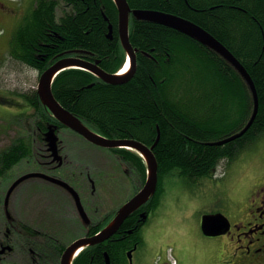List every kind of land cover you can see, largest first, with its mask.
<instances>
[{"label":"trees","instance_id":"trees-1","mask_svg":"<svg viewBox=\"0 0 264 264\" xmlns=\"http://www.w3.org/2000/svg\"><path fill=\"white\" fill-rule=\"evenodd\" d=\"M127 2L129 40L137 59L130 79L109 84L89 71L67 68L55 76L51 90L64 108L106 138L135 139L152 146L159 134L152 150L157 161V188L142 205L153 211L167 176L188 181L211 178L223 159L239 157L264 135V0ZM58 9H63L61 16ZM133 9L164 11L189 20L212 34L240 61L258 97L256 116L241 136L224 144H210L238 132L251 116L253 96L241 73L202 40L136 18ZM117 21L113 0H37L25 23L14 31L11 52L42 72L61 53L77 55L86 51L91 59L100 60L104 70L114 73L125 54ZM108 24L113 27L112 39L107 37ZM28 99L32 109L24 113L25 119L34 120L39 135L50 122L61 125L41 103L37 92ZM112 149L133 168L135 185H142L146 177L143 158L131 149ZM31 152L28 136L16 137L2 148L0 179L22 160H28ZM113 212L83 224L85 232L96 233ZM137 216L136 211L128 216L105 242L85 247L72 264H105V253L109 264H127L129 246L116 237L125 228H132ZM23 232L34 231L25 227ZM30 246L38 250L39 260L30 262L25 256V264H58L65 243L48 237L41 243L32 240Z\"/></svg>","mask_w":264,"mask_h":264},{"label":"flooded vegetation","instance_id":"flooded-vegetation-1","mask_svg":"<svg viewBox=\"0 0 264 264\" xmlns=\"http://www.w3.org/2000/svg\"><path fill=\"white\" fill-rule=\"evenodd\" d=\"M36 1L37 0H0V70L5 65V60H9L10 62L32 68L27 65L22 59H20L18 56H15L11 52L10 40L16 28L19 25H23L25 23V18L30 14L31 9L35 7ZM62 13L63 9H60L59 15L61 16ZM124 53L125 54L123 62L125 61L127 56L125 49ZM66 56L78 57L87 62L95 63L99 68L103 69L100 65V60L97 58L91 59L90 54L86 53V51L80 52V54L77 55H64L63 53H61L57 59ZM122 64L120 65V67L122 66ZM120 67L117 69V71L120 69ZM41 73L42 72H39V74ZM93 75L100 79V77H98L97 75ZM36 92L37 89L26 91L25 89H23V87H20L19 90H13L7 89L6 87H2L0 85V118L8 123V117L10 114L18 116L23 112L25 113L31 111L32 106L28 98L34 95V93ZM49 125H56V133L58 137L60 130H69L76 136L86 141L92 147L110 151L111 155L116 157L117 160L125 163V165L128 166L129 170L133 171V168L130 166V164L127 161L123 160L122 157L119 156V154L115 153L112 148L92 143L84 138L81 134L66 127L62 123L61 125H58L56 123L50 122L46 124V130ZM36 127L37 126L35 125V129ZM37 128L40 130L39 127ZM46 130L42 132V135H39L40 131H36L37 136L35 138H31L30 136H28V140L29 137L31 139V153H37L36 150L38 148V142L41 143L44 146V153L42 155L44 159L40 164L50 171L58 169L61 170L62 166L67 162L66 156L62 151V139L59 137L58 141L59 153L62 156V163L59 165L58 161H53V156L51 155L50 151L47 150V143L44 140V133L46 132ZM92 131L95 132L94 130ZM249 153H255V159H253V157L248 158ZM223 161V171L216 175L214 173L213 177L210 178L211 180L216 182L211 183L212 185L208 188V191H206L205 189L202 191L203 197L207 196L208 194L210 195L209 203L197 209L198 216L195 221V230L194 232L192 231L194 237L192 238L191 236H189L190 233H188L187 240L184 242V246L181 250V259L179 262L176 261V264H264V135L260 137L255 144L243 151L239 157L235 159H223ZM47 170H45V173L48 172ZM48 174L65 180L70 185H72L80 196V200L84 207V210L86 211L89 209V207L87 208V203L89 202L87 201V199L85 202H82V195L79 193V184L80 182H82L81 179L74 177L73 174V176H71L69 179L55 173ZM84 177L87 179L90 185V193L92 195L96 189L95 183L89 175L86 174V176ZM34 178L46 181L45 179L40 177ZM53 185L63 189L57 184ZM142 185L140 186L142 187ZM138 189L139 188L137 186L133 195L138 191ZM63 190L69 196H71L65 189ZM161 193L159 195V203ZM4 198L2 202V211L4 213V217L0 222V248H2L3 246H9L10 249H5V251L0 254V264H25V256L29 258L30 262L38 261V250L30 246V241L33 240L35 242L41 243L48 237H54V240L56 242L60 239L65 243V246L58 258V264H60L61 255L66 246L76 238L67 242L65 236L60 233L59 230L56 232L52 229L53 224L52 226L48 227H39L20 220L16 217V215H13L12 212H10V197L7 203V209L10 215L8 216L6 214V211L4 210ZM111 211H116V209L106 212L99 219L103 218ZM135 211L138 215L135 219L137 222L134 223L132 228H125L121 233V236L116 237L117 240H123L126 242V245L129 246V248L127 249V256L128 251L131 250V258L134 256V253L143 246L145 242V236L142 234V228L148 221L149 215L153 213L154 210L151 211L144 209L141 205ZM114 215L115 212H113L112 216L108 220L110 221ZM206 215H215V222L213 223V227L215 229L213 230L219 229L224 230V232L217 235L205 234L202 229V219ZM164 222L165 221L160 218L151 219L149 233L151 234V237H153L150 240H152V242L155 244L159 243L163 237ZM25 227L31 228L34 232L24 233L23 230ZM135 229L137 231H134ZM83 235L89 234L84 232ZM149 241L147 240L146 243ZM10 256H12V258H10ZM127 264H129V260ZM163 264L168 263L165 262Z\"/></svg>","mask_w":264,"mask_h":264},{"label":"rangeland","instance_id":"rangeland-1","mask_svg":"<svg viewBox=\"0 0 264 264\" xmlns=\"http://www.w3.org/2000/svg\"><path fill=\"white\" fill-rule=\"evenodd\" d=\"M58 9V13H59ZM0 70V85L7 89L26 91L37 88L39 72L27 66L5 60ZM19 116V115H18ZM10 114L8 123L0 118V150L11 143L18 136L35 138L37 132L33 119H25L24 112L21 118ZM18 117V118H17ZM29 140L31 142V139ZM62 151L67 162L61 170H47L40 163L43 161L44 146L38 142L37 153L15 165L5 177L0 179V222L4 217L2 202L9 185L24 173L38 169L47 170L69 179L71 176L82 180L79 184L82 202L87 203V211L91 220L97 221L106 212L114 210L129 199L136 187L135 173L129 170L110 151L96 149L69 130H60ZM37 143V142H36ZM248 158L255 159V153H249ZM222 161L217 174L223 171ZM45 169V170H44ZM73 174V175H72ZM89 175L95 183V192L91 195L90 185L84 177ZM210 178H199L188 181L176 175L167 176L163 183V191L158 207L148 217L142 228L145 236L143 246L134 253L132 264H163L168 263L170 256L177 262L181 259V250L187 240L188 233L194 237L197 209L209 203V194L205 197L202 191H208ZM203 197V198H202ZM10 212L20 220L39 227L52 226L59 230L67 242L84 234L85 228L77 213L71 196L63 189L38 178H29L22 181L12 192L9 204ZM153 218L163 219V237L155 244L150 240V222ZM149 241L146 243V241ZM12 258V256H10Z\"/></svg>","mask_w":264,"mask_h":264},{"label":"water","instance_id":"water-1","mask_svg":"<svg viewBox=\"0 0 264 264\" xmlns=\"http://www.w3.org/2000/svg\"><path fill=\"white\" fill-rule=\"evenodd\" d=\"M113 1L116 5L118 12V21H117L118 36L130 60L129 70L124 74L109 73L99 68L95 63L87 62L75 56H66L57 59L54 63H52L48 68H46L41 73L37 85V93L44 106L51 112V114L60 123L78 132L88 141L108 148L125 147L137 151L144 158L146 164V180L143 186L131 198H129L118 208L113 218L102 229H100L98 232H96L93 235L80 236L74 239L70 244H68L61 255L60 264H71L73 257L81 249H83L86 246L99 244L105 241L106 239L110 238L114 233H116L122 222L131 213H133L136 209H138L149 199V197L155 192L157 187V181H158L157 161L152 150L154 145L157 143L159 139V134L155 143L152 146H147L146 144L135 139H111L100 136L99 134L93 132L88 127H86L78 117H76L70 111L65 109L55 99L51 90V84L54 77L59 72L67 68L85 69L97 75L98 77H100V79H102L104 82L109 84L124 83L127 80H129L130 77L133 75L135 71L136 60H135V49L132 47V44L130 43L129 32H128L130 8L127 0H113ZM132 14L136 18L145 19L169 26L171 28H174L175 30H178L180 32L186 33L190 36H194L202 40L204 43L208 44L210 47H212L217 52H219L241 73V75L249 85V88L253 96L254 106L251 116L247 121V123L238 132L230 136H227L223 139L211 142L210 144H215V145L224 144L228 141H231L241 136L250 127L251 123L253 122L256 116L258 110V97L254 83L249 73L240 63V61L233 55V53L208 31L204 30L202 27L198 26L197 24L189 20H186L182 17H179L177 15L170 14L164 11L146 10V9H133ZM107 37L109 39L112 38V24H108ZM44 140L47 143V150L50 151L51 155L53 156V161H58V164L60 165L62 163V156L59 153V147H58L59 138L56 133V125L48 126L46 132L44 133ZM34 177L43 178L46 181L53 184H57L61 186L63 189H65L72 196L77 211L79 213V216L83 221V223L88 224L90 222V219L81 203L80 196L78 192L74 189V187L65 180H62L56 176H52L41 171H30L24 173L23 175L19 176L11 183V185L7 189L4 198V205H5L4 210L6 211V214L8 216L10 215L8 213L7 203L11 193L19 183H21L26 179L34 178ZM214 216L215 215H206L202 219V229L204 233L207 235H217L224 232V230H219V229L213 230L215 229L213 227V223L215 222ZM5 249H10V247L3 246L2 248H0V254L3 253ZM128 259H129V264H131L132 263L131 250L128 251ZM105 264H109V258L107 253H105Z\"/></svg>","mask_w":264,"mask_h":264},{"label":"bare ground","instance_id":"bare-ground-1","mask_svg":"<svg viewBox=\"0 0 264 264\" xmlns=\"http://www.w3.org/2000/svg\"><path fill=\"white\" fill-rule=\"evenodd\" d=\"M129 65H130V61H129V59H127L126 63L124 64V66L120 70L119 74H124L125 72H127L128 68H129Z\"/></svg>","mask_w":264,"mask_h":264}]
</instances>
